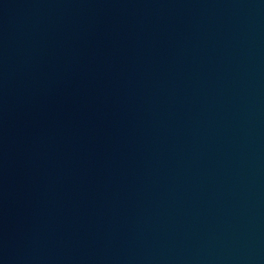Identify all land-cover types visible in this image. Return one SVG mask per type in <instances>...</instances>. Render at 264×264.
<instances>
[{"label":"water","instance_id":"1","mask_svg":"<svg viewBox=\"0 0 264 264\" xmlns=\"http://www.w3.org/2000/svg\"><path fill=\"white\" fill-rule=\"evenodd\" d=\"M0 264H264V0H0Z\"/></svg>","mask_w":264,"mask_h":264}]
</instances>
